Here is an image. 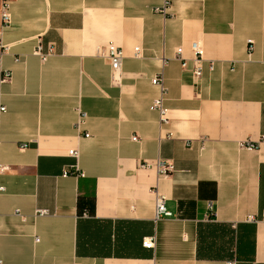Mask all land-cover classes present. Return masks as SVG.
I'll use <instances>...</instances> for the list:
<instances>
[{"label": "crops", "instance_id": "0c3cea01", "mask_svg": "<svg viewBox=\"0 0 264 264\" xmlns=\"http://www.w3.org/2000/svg\"><path fill=\"white\" fill-rule=\"evenodd\" d=\"M163 5L10 0L0 264H264V0ZM110 44L125 55L119 84ZM50 47L45 62L35 56ZM158 75L166 124L151 110ZM157 161L172 171L141 167ZM156 192L171 217L155 220Z\"/></svg>", "mask_w": 264, "mask_h": 264}, {"label": "built area", "instance_id": "2783aa9c", "mask_svg": "<svg viewBox=\"0 0 264 264\" xmlns=\"http://www.w3.org/2000/svg\"><path fill=\"white\" fill-rule=\"evenodd\" d=\"M172 1L173 0H164L163 8L157 12L165 15ZM0 20H1L3 27H6L10 24V21H11L10 0H3L1 7H0ZM248 45H249V52L252 53L254 50L253 42L249 41ZM192 48L195 53L193 77L196 80H199L202 77V73H203L202 63L204 61L203 60L204 53L197 45H194ZM7 50H8V47L5 46L0 40V54L7 52ZM137 51L138 50H136V52ZM53 53H54V49L53 47H50L47 53H43L41 48H38L34 54L35 56L39 57L42 62H45L50 56L53 55ZM181 54H182V51L178 50L177 55L180 59H181ZM105 58L108 60L110 64L112 82L114 84H119L121 82V71H122L123 61L125 60V55L123 51L120 48L110 44L106 48ZM209 70L210 71L214 70L213 64L210 65ZM10 81H11V73L4 72L1 77V84H5ZM151 84L159 90V96L153 101L151 105V110L159 114L161 123L166 124L167 111L164 107V103H165V99L167 95V90L165 88L163 76L158 75L154 77L151 80ZM0 111L4 112L5 109H0ZM85 118H86V115H81V118L79 122L77 123V128H80L83 125ZM246 148L249 150H254L256 147L254 145L248 144L246 145ZM68 155L74 159L78 158L77 151H70ZM141 167L143 169H148V170L153 169L161 177L167 176L172 171V167L170 165H167L166 163H163L161 161H157L156 163H153V164L145 163ZM165 203H166V198L162 195H159L156 192L155 193V220H159L163 217L165 218L171 217V214L167 211L165 207ZM37 214L40 216H45L47 215V212L40 211ZM86 216L87 214H84V217ZM36 242H38V240H36ZM142 246L144 249L154 250L156 246V238L152 237V238L144 239L142 242ZM229 264H233V263H229Z\"/></svg>", "mask_w": 264, "mask_h": 264}, {"label": "trees", "instance_id": "16d2710c", "mask_svg": "<svg viewBox=\"0 0 264 264\" xmlns=\"http://www.w3.org/2000/svg\"><path fill=\"white\" fill-rule=\"evenodd\" d=\"M85 210H88L87 203H82V202H80V203H79V212L82 213V212L85 211ZM84 214H87V215H88V212L85 211Z\"/></svg>", "mask_w": 264, "mask_h": 264}]
</instances>
